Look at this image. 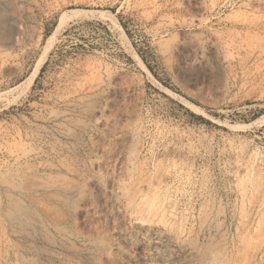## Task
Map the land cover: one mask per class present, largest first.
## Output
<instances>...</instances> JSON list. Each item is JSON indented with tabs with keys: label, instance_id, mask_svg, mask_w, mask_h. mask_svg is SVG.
<instances>
[{
	"label": "rangeland",
	"instance_id": "374dc122",
	"mask_svg": "<svg viewBox=\"0 0 264 264\" xmlns=\"http://www.w3.org/2000/svg\"><path fill=\"white\" fill-rule=\"evenodd\" d=\"M0 264H264V0H0Z\"/></svg>",
	"mask_w": 264,
	"mask_h": 264
},
{
	"label": "bare ground",
	"instance_id": "6f19581e",
	"mask_svg": "<svg viewBox=\"0 0 264 264\" xmlns=\"http://www.w3.org/2000/svg\"><path fill=\"white\" fill-rule=\"evenodd\" d=\"M49 47H50V43H47L45 48H44V50H43V52H42V54H41V57H40L39 61L35 64V66L32 69V72H31L32 75H34L38 71V69H39V67L42 64V61H43V59H44Z\"/></svg>",
	"mask_w": 264,
	"mask_h": 264
}]
</instances>
